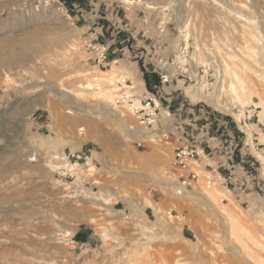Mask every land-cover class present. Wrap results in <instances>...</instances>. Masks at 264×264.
I'll return each mask as SVG.
<instances>
[{
	"label": "rangeland",
	"instance_id": "obj_1",
	"mask_svg": "<svg viewBox=\"0 0 264 264\" xmlns=\"http://www.w3.org/2000/svg\"><path fill=\"white\" fill-rule=\"evenodd\" d=\"M246 18L264 46V0H185L166 11L120 0H0V264H264V106L255 94L234 102L219 64L249 45ZM119 42L130 71L122 65L107 81L111 73L99 71L111 67L99 66L92 45ZM157 67L169 83L156 86ZM128 73L125 94L136 97L119 106L117 82ZM97 77L93 90L106 89L109 103L78 96ZM141 77L149 93L179 95L177 123L164 117L166 102L156 124H139L135 99H154ZM188 116L193 129L181 123ZM196 146L226 179H213L214 204L192 196L207 189L209 168L193 166L197 181L185 188L188 172L173 165L177 149ZM234 212L261 248L251 244V253L246 237L229 236Z\"/></svg>",
	"mask_w": 264,
	"mask_h": 264
},
{
	"label": "bare ground",
	"instance_id": "obj_2",
	"mask_svg": "<svg viewBox=\"0 0 264 264\" xmlns=\"http://www.w3.org/2000/svg\"><path fill=\"white\" fill-rule=\"evenodd\" d=\"M120 1L123 2L124 4L137 5V6L141 5L143 3L147 9L152 10V11H155V10L166 11L169 8H171L172 5H174L175 3L180 4V3H183L185 0H173V1L169 2L168 4L162 5L161 7H158L154 3L151 4L148 2H143V0H120ZM242 19H244V18H242ZM184 29H185L184 30L185 34L183 37L185 38V42H186V46H187L188 45V33L186 32L187 26H185ZM241 29L247 30V32L244 31V33H245L244 36L246 37L249 45H247V47L245 48L244 51L237 52L236 55L234 53H227L226 54L227 58L221 60V62L219 64L221 65L220 67H221V72H222V79L226 85L224 83L223 84L226 86L227 94L229 95L230 98L233 99L234 102L241 103L242 97L250 98L251 94H255L259 97L260 103L264 106V46H260L261 43L259 45V42H261L262 37H260V36L258 37L255 35V30L257 28H256L255 24L253 23L252 19L246 18V24H244V25L242 24ZM71 51H73V48H68V47L65 48V53L68 54ZM109 71L106 73H111L110 74L111 76L108 77L109 79L107 81H111L112 77L114 76L113 72H109ZM114 72H116V71H114ZM101 73H103V72H101ZM105 79H107V78H105ZM120 80H125V79L124 78L119 79V81ZM99 81H100V79H99V77H97L94 79V85L90 82H87L86 85L83 87L81 85L79 87V90H77L78 96H84L85 94L86 95L88 94L91 97L93 96L94 99H96V100L99 99L100 97H102L105 102L109 103L111 100L110 97L112 95L110 94L111 95L110 96V95H108V93H105L106 89H105L104 93L99 92V94L97 92H94V90H93V87L99 88V85L97 84ZM113 83L114 82H112L110 85H113ZM258 85L261 86L262 91H263L262 93H260L257 90L256 87ZM225 86H222L223 90H224ZM63 98L64 97H62V99ZM137 103L139 104L138 101H137ZM119 117H120V115H119ZM206 188L207 189L205 191H203L202 193H199L196 197L193 194H192V196L194 197V199H197L200 201H208V202H212L213 204L216 203L219 195H221V191H219L215 186L214 187L210 186V187H206ZM176 195L178 197H187L188 196V194L184 193V192L176 194ZM190 196H191V194H190ZM223 211L225 212V210H223ZM236 214L237 213H235V215L229 214L226 216L227 221L229 222V229H228L229 230V236L231 238H233V240L235 239V240L240 241V242H242L241 241L242 237H244V238L246 237L245 241L241 243L243 246L242 249L250 250L251 253H252L251 244H253V247L257 246L258 248H261L262 244H260L256 241L255 242L252 241V243H249V241L252 240V236H249V234H248L249 230L246 227L242 226L241 221H240L238 215H236ZM246 252L247 251H245V253ZM255 252L253 251V253H255ZM251 253H250V255H252ZM247 255H248V253H247ZM248 257L251 258L249 255H248ZM249 261H251V260H249ZM252 261L250 264H263L262 260L258 261L256 259H254V262H252ZM178 264H183V263L178 262ZM248 264H249V262H248Z\"/></svg>",
	"mask_w": 264,
	"mask_h": 264
},
{
	"label": "built area",
	"instance_id": "obj_3",
	"mask_svg": "<svg viewBox=\"0 0 264 264\" xmlns=\"http://www.w3.org/2000/svg\"><path fill=\"white\" fill-rule=\"evenodd\" d=\"M53 1V0H51ZM91 47V45H90ZM92 48L97 52V63L99 65L109 66V64L106 62V48L97 43L93 44ZM188 65L184 64L182 67H186ZM161 70V74L159 76V82L163 86L167 83H169V77L166 74V71L164 68H159ZM190 80V79H188ZM118 85V91L117 96L115 99V103L119 106H122L123 104H130L132 103V98H135V95H126L127 88L130 90H133V88L130 86L131 83L126 80H120L117 82ZM154 98V97H153ZM156 98H147L146 100H140L141 108L134 107L133 108V115L136 116V118L139 120V124L146 125V126H152L154 123L156 124L158 122L157 118V112H159L160 103L158 101V105L156 104ZM163 115L165 118H170L173 116L171 114L169 108H164ZM155 131V130H154ZM154 134V133H153ZM156 135V134H155ZM160 137L164 140L169 139V133L168 132H162L160 134ZM206 157L205 150L197 149V148H179L175 151L174 158H173V165L180 171L188 172L186 177L181 178V185L185 188L191 187V185L197 181V174L191 170L193 166L198 164V160H205ZM207 168L210 169L209 173L211 174L209 177L206 178V186L210 187L211 184L214 183V178L217 177V182L219 183H226V179L221 176V173L219 172L218 168H212L210 165L207 166Z\"/></svg>",
	"mask_w": 264,
	"mask_h": 264
},
{
	"label": "crops",
	"instance_id": "obj_4",
	"mask_svg": "<svg viewBox=\"0 0 264 264\" xmlns=\"http://www.w3.org/2000/svg\"><path fill=\"white\" fill-rule=\"evenodd\" d=\"M120 44H121V42H119V43H117V47H110V46H106L105 48H106V62L109 64V66H107V67H111L110 69H108L107 71H99V72H108L109 70V72H111V71H116V73H117V71H118V68L121 66L122 67V65H123V67L126 69V70H129L130 71V65L129 64H126L123 60H124V56H125V59H126V54H125V51L126 50H128V47H121L120 46ZM118 45H119V47H118ZM130 48H131V46H130ZM111 49V50H110ZM166 66H167V64H165ZM100 66V65H99ZM102 67L104 66V67H106V64H104V65H101ZM129 66V67H128ZM115 67V68H114ZM153 74H155L153 77H154V79H156V86L157 85H159L160 84V82H159V76H160V74L162 73L161 72V70L159 69V67H157V68H155V70L152 72ZM128 75L129 76H127V78H128V81L130 82V80H131V74H129L128 73ZM129 77H130V80H129ZM126 78V77H125ZM126 80V79H125ZM141 81H142V83H140L142 86H144V88H145V83H144V80H143V78L141 77V79H140ZM131 83V82H130ZM164 88V87H163ZM163 88L160 90V91H158L157 93H156V91H155V94H152V93H149V92H147V90H146V88H145V91H143V92H146L147 93V95H151V96H153L154 98H156L158 101H159V103L160 104H164V103H168L167 105H165V107L164 108H169V110H170V108L171 107H176L175 109H174V113H171V114H173V118H174V120H175V122H176V120H180V117H181V115H182V113H180V111H182V109H183V105L181 104V103H178V101H179V95H176V96H174V95H172L171 97H169V96H167V94H166V92L163 90ZM164 91V93L165 94H163L162 92ZM172 93V92H171ZM159 94H162L161 96L159 95ZM167 96V97H166ZM157 100H155L156 101V104L158 105L159 103H158V101ZM172 100H174L173 101V103H170ZM175 100H177V101H175ZM135 101H138L139 102V104H140V100L139 99H135ZM171 112V111H170ZM183 116V115H182ZM193 116H195V115H193ZM177 117H179V118H177ZM182 118V117H181ZM194 118V119H193ZM193 118H190L189 116L187 117V118H185L184 120H181V123L183 124V126L184 127H186V128H194V124H195V122H196V119H195V117H193ZM177 123V122H176ZM155 124V123H154ZM198 125H195V127H197ZM142 128L144 129V130H146L145 129V127H143L142 126ZM188 128V129H189ZM144 133H145V131H144ZM195 148H197V149H202L203 147H200V146H196ZM205 148H208V147H205ZM204 149V148H203ZM205 150V149H204ZM205 154H206V152H205ZM206 158L208 159V160H211V158L209 157V156H207L206 155ZM200 163H203V167L204 168H207V166H209V164L208 163H206V162H204V161H206V160H201V159H199L198 160Z\"/></svg>",
	"mask_w": 264,
	"mask_h": 264
}]
</instances>
